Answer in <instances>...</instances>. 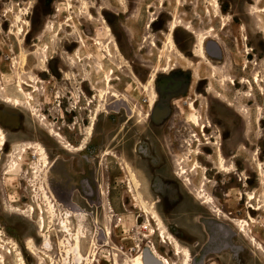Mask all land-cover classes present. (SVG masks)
<instances>
[{
  "label": "rangeland",
  "instance_id": "obj_1",
  "mask_svg": "<svg viewBox=\"0 0 264 264\" xmlns=\"http://www.w3.org/2000/svg\"><path fill=\"white\" fill-rule=\"evenodd\" d=\"M87 1L93 6L92 21L80 0H0V127L6 135L0 151L4 264H20L17 250L25 264H73L74 255L68 256L62 243L68 244L69 239L75 246V241L62 233L64 224L74 234L80 229L85 259L76 252L78 264H132L140 250L153 245L172 264H181L182 258L172 257L173 246L160 243L159 227L149 222L136 194L143 196L148 209L155 208L166 231L183 248L201 245L189 264H219L211 260L210 254L215 253L207 248L221 246L209 242L208 234L215 231L227 237L221 256L230 264H264V253L247 239L239 236L232 241L238 230L215 217L198 191L204 169V187L217 208L235 221H246L248 231L264 248V179L260 176L261 167L264 170V0H217L219 12L212 0H124V5L120 0ZM253 7L262 12L251 16ZM103 20L125 61L114 53L112 58L105 55V46L111 45ZM176 22L190 25L196 34L183 28L174 32L183 54L193 49L195 40L201 44L199 39L210 37L208 60L177 59L166 51L165 36ZM18 27L23 30L19 35ZM97 41L101 42L98 48ZM100 55L104 60H98ZM165 69L180 81L178 92L160 93L167 85ZM108 76L110 94L101 96L108 89ZM255 76L260 85L253 83ZM230 77L250 81L251 86H232ZM149 83L150 91L145 88ZM22 85L32 94L31 107L25 105ZM153 90L159 99L156 108L149 110ZM115 92L122 100L111 96ZM4 96L24 105L6 104ZM224 99L236 104L246 121ZM103 101L108 104L100 112ZM186 103L194 104L197 113L185 109ZM177 106L189 114L188 119L178 115ZM198 114L201 124L208 119L213 125L205 136L191 122ZM183 125L197 130L178 132ZM63 143L74 149L85 144L84 150L68 151ZM37 145L49 156L48 169ZM23 149L26 154L13 172V160ZM220 159L231 168V175L221 173ZM195 164L200 168L190 174L194 184L189 190L179 172L181 167L191 172ZM37 168L46 171V182L40 178L43 172L35 178ZM132 171L142 185L139 188ZM42 186L54 205L52 217ZM250 195L255 197L252 202ZM251 207L261 210L253 212ZM30 208L37 213H30ZM77 213L83 215L82 221ZM152 229L157 231L155 237H150ZM30 241L34 251L28 247ZM235 244L242 248L234 250Z\"/></svg>",
  "mask_w": 264,
  "mask_h": 264
},
{
  "label": "bare ground",
  "instance_id": "obj_2",
  "mask_svg": "<svg viewBox=\"0 0 264 264\" xmlns=\"http://www.w3.org/2000/svg\"><path fill=\"white\" fill-rule=\"evenodd\" d=\"M120 1H122V4L124 5L125 4V2H124V0H120ZM80 2H81V6H82V9L83 10H85L86 12L85 13H87L88 14V17H89V19L92 21V16H91V9H93V6H92V4H90L87 0H80ZM71 7H73V6H71ZM71 9V8H70ZM84 13V14H85ZM87 16V15H86ZM102 23H103V25H104V31H105V34H106V36L108 37V39H109V45H111V47L110 46H105V55L107 54V56H109L110 58H112V57H114V55H113V53L119 58V59H123V56L121 55V53H120V50H119V47H118V45H117V43L114 41V38H113V33H112V30H111V28L109 27V25L105 22V20H103L102 21ZM181 24V23H180ZM179 26H181V25H179V22L177 23H173V24H171V28H170V34L169 35H166L165 36V38H166V42H165V47H166V51H169V53H170V55H173V56H177V55H180V52L177 50V47H176V45H175V42H174V39H173V32H175L176 31V29L179 27ZM186 28H187V30L188 31H191L192 30V28L191 27H189L188 25L186 26ZM53 30V29H52ZM23 30H22V28L21 27H18V32H17V35H19V34H21V32H22ZM192 32V31H191ZM23 33V32H22ZM194 35H196L195 33H194ZM83 40V39H82ZM202 40H203V38H201V39H199V42H201L202 43ZM96 45H97V48H98V46H100L101 45V42L100 41H97V43H96ZM153 46L154 47H157L156 46V44L155 43H153ZM198 55V57H201V55H199V54H197ZM115 56V57H116ZM91 57V56H90ZM99 58L100 59H102V55H100L99 56ZM104 58V57H103ZM168 59H171V56L168 58ZM102 60H104V59H102ZM202 60H204V59H202ZM127 65V64H126ZM164 73H169V70L168 69H165L164 70ZM230 79H231V85L233 86H235L236 85V82H235V80L232 78V77H230ZM154 81H155V79L153 80V81H151V83H154ZM111 82H112V79H111V77L110 76H108V89L106 88V90L105 91H101V96H103V95H108V94H110V92H109V90H110V88H111ZM244 84L245 83H247V82H245V81H242ZM254 83L255 84H259L260 83V79H259V76H255V79H254ZM23 85H26L27 87H31L30 85H28V84H26V83H22ZM23 85L20 87V91L22 92V94H23V96L25 97V100H26V103H25V105L26 106H28V107H31L32 105H31V101L33 100V97H32V94H30V93H27L24 89H23ZM150 86L151 87H153V85H150V83H149V85L148 86H145V88L147 89V90H149L150 91ZM143 87H144V85H143ZM34 91H38L37 90V87H35L34 88ZM147 93V92H146ZM100 96V97H101ZM111 96L113 97V98H115V99H118V100H122V97L119 95V93H117V92H115L114 94H111ZM124 96V95H123ZM5 97V96H4ZM125 97V96H124ZM103 98V97H102ZM109 98V97H108ZM155 98H156V93H155V91L153 90V95H152V98H151V100H150V102L151 103H153L154 102V100H155ZM125 99V98H124ZM127 99V98H126ZM103 100H104V98H103ZM128 100V99H127ZM225 100V99H224ZM124 102V101H123ZM4 103H6V104H10V105H13L15 108H21L24 104L21 102V100H19V99H13V98H10V97H5L4 98ZM107 104H108V102H104L103 101V103L100 105V112H103V110H105L104 108H105V106H107ZM115 104V103H114ZM232 106V105H231ZM34 108V107H33ZM31 110V109H30ZM99 111V110H98ZM97 111V112H98ZM186 113V112H185ZM34 114H35V112H34ZM191 116V115H190ZM97 117H98V115H97ZM96 117V118H97ZM187 117L189 118V114H187ZM94 118H95V116H94ZM93 118V119H94ZM40 120V119H39ZM45 120V119H44ZM98 120V119H97ZM192 120H194L195 121V123H196V126L197 127H201L204 131H205V129H208L209 127L210 128H212L213 127V125L211 124V122H204V124H201V119L200 118H197V117H193L192 118ZM94 121V120H93ZM42 124V123H41ZM92 125V124H91ZM91 130H92V128L90 127V128H88L87 129V133H88V136H89V134H90V132H91ZM94 132V131H93ZM50 134L53 136V137H55V138H57L58 140H61L62 139V136L60 135V134H58V133H56V132H54V131H51L50 132ZM92 134V133H91ZM94 135V134H93ZM192 138H194V137H192ZM88 139V138H87ZM86 142V141H85ZM84 143V142H83ZM64 144V143H63ZM6 145V135H5V133H4V131L1 129V127H0V151H2V149H3V147ZM83 145H85V144H83ZM81 146V147H79L78 149H74L69 143H65L64 144V147H65V149H67L68 151H83L84 150V146ZM216 146L219 148L220 146L218 145V144H216ZM37 149H38V152H39V154H40V156H41V158H42V161H43V165H44V167L45 168H47L48 169V166L50 165V159H49V156H48V154H47V152H46V150H45V148L42 146V145H37ZM4 151V150H3ZM25 154H26V149H23L22 151H20V154H17L16 155V157L14 158V160H13V164H12V168L10 169V170H12L13 172H15L16 170H17V168L20 166V163H22V159H23V157L25 156ZM183 162H185V161H183ZM200 168V166H199V164H195L194 166H193V168H192V170H191V172L190 171H188L186 168H184V167H181L180 168V172H179V176L181 177V178H184L187 182V188H189V190H192V186H193V184H194V182L192 181V179H190V174H193V175H195L194 174V172L197 170V169H199ZM129 169L131 170V168L129 167ZM37 170L38 171H36V173H35V178L36 179H38L39 178V174L41 173V172H43L44 174L43 175H40V178H42L41 180L42 181H47V179H48V175L46 174V171L44 170H42L41 168H37ZM219 170L221 171V173H223V174H226V175H231L232 174V170H231V168L230 167H227L226 165H225V163H224V160L223 159H220V167H219ZM202 171H203V181H202V183H201V186H200V188H199V197L202 199V201H203V205L204 206H206L209 210H211L214 214H215V217H220L221 219H229L226 215H224V212L221 210V209H219V208H217V206H216V204H215V200H214V197L212 196V195H210L206 190H205V187H204V185H205V183H206V181H207V177L205 176V170L204 169H202ZM260 171H261V173H260V176L262 177V179H264V170H263V168L261 167V169H260ZM132 173H133V171H132ZM133 175V177H134V182H135V186L137 187V188H139L140 186H142L141 184H140V181L138 180V178H137V176L136 175H134V173L132 174ZM101 185V184H100ZM102 186V185H101ZM40 192H41V194H42V197H43V200L48 204V213H49V215L52 217L54 214H53V210H54V208H53V202H51V196H50V194H49V191L47 190V188H45V187H41V190H40ZM51 192V191H50ZM99 192V191H98ZM39 193V192H38ZM54 193V192H53ZM75 193V192H74ZM38 196V195H37ZM40 196V195H39ZM38 199V198H37ZM58 199V198H57ZM136 199H137V201H140L141 203H143L144 204V206H145V213L147 214V216H148V219H149V222L151 223V221L153 220L156 224H157V226L159 227V235H158V238H159V240H160V243L162 244V245H171V246H173V249H174V251H175V255H176V257L177 258H182L183 259V262H182V264H189V262H190V260L192 259V255H191V252L187 249V248H183L182 246H181V244H180V242L178 241V240H175V238H173L169 233H168V231H166V227H165V225H164V223H163V221H162V219H161V217L159 216V214L155 211V208L153 207V208H147V204L145 203V201H144V198H143V196L141 195V194H136ZM250 202H252V201H254L255 200V197H253V195H250L249 196V199H248ZM42 201V200H41ZM43 201V202H44ZM57 200H55V202H56ZM60 202V201H59ZM46 204V205H47ZM74 204V203H73ZM53 205V206H52ZM78 206V205H77ZM189 206H192L191 204L189 205ZM42 207V206H41ZM75 207H76V205H75ZM59 208V207H58ZM77 208V207H76ZM80 208V207H79ZM252 208V207H251ZM56 210V209H55ZM261 209L260 208H258V209H253V211L254 212H258V211H260ZM33 211V213L36 211V210H34L33 208H30V210H29V212L31 213ZM40 214L43 216L44 215V213H43V209L42 208H40ZM19 212V211H18ZM55 212V211H54ZM75 212H78V211H75ZM84 212H85V210H84ZM35 213H37V212H35ZM59 213V212H58ZM56 214V213H55ZM75 214V213H74ZM80 214H81V212H80ZM89 214V213H88ZM87 214V215H88ZM72 215V214H71ZM70 215V216H71ZM85 215V214H84ZM49 216V217H50ZM69 216V215H68ZM76 217H77V219H79V221L81 220L82 221V218H84L83 217V215H79V213H77L76 215H75ZM32 217V216H31ZM56 217V216H55ZM54 217V218H55ZM59 217V216H58ZM68 218V217H67ZM87 218H89V217H87ZM52 219V218H51ZM50 219V220H51ZM252 219V222H254L253 221V218H251ZM54 220V219H53ZM87 220V219H86ZM70 221V220H69ZM54 222V221H53ZM62 223V222H61ZM64 223V222H63ZM62 223V224H63ZM97 223V222H96ZM221 224H223V223H221ZM40 225H41V228H43L42 227V225H43V217H41V219H40ZM65 225V224H64ZM63 225V227L61 228L62 229V233H65V234H68V235H71L72 236V238H73V240L75 241V246L74 245H72L71 243H70V241H69V239H68V244H63L62 243V245L64 246L65 245V249H66V251H65V253L68 255V256H72V255H74V261H73V264H78L77 263V261L75 260V254H76V252H77V254L82 258V259H85V257H84V255L82 254V252H81V250H80V246H81V235H80V229L78 230V232L76 233V234H74V233H71V231L68 229V226H64ZM72 224H70V226H71ZM248 223L246 222V221H243V222H240V225H239V230H240V233H239V235L241 236V237H244L245 239H247L253 246H255L257 249H259V250H261L263 253H264V248H263V246L259 243V241L253 236V235H251V233L248 231ZM49 226H50V224H49ZM78 226V225H77ZM80 226V225H79ZM53 229V228H52ZM231 229V228H230ZM87 231V230H86ZM84 232V231H83ZM233 232V231H232ZM48 233V232H47ZM108 233V232H107ZM110 234V233H109ZM156 234H157V231L156 230H154V229H152V231H151V235H150V237H155L156 236ZM233 234H235V232H233ZM108 235V234H107ZM209 236H210V243L212 242V243H214V244H224L226 241H227V237H225V235H223L222 233H220L219 231L217 232V231H215V232H213L212 234H209ZM51 237V236H50ZM68 237V236H67ZM85 237V236H84ZM88 237V236H87ZM149 238V237H148ZM51 239V238H50ZM2 239H0V241H1ZM3 241V240H2ZM86 241V240H85ZM64 242V241H63ZM47 243V237H46V239H45V244ZM52 243V242H51ZM100 243V242H99ZM96 244V243H95ZM104 244V243H103ZM102 244V245H103ZM52 245V244H51ZM68 245V246H67ZM16 245H14V247H15ZM62 246V247H63ZM28 247H29V249L30 250H32V251H34V244H33V242L32 241H30L29 243H28ZM61 247V248H62ZM95 247V246H94ZM150 246H148V247H146V251H149V252H151V258L150 259H148V260H145L144 258H143V256H144V254H143V256H141V255H137V257L135 258V260H133L132 261V264H151V263H154V264H157V260H159V261H161V262H163L164 264H172L169 260H167V259H164L163 257H161L160 255V253H158L157 252V250L155 249H151V248H149ZM227 247V246H226ZM97 248V247H96ZM0 249L2 250V251H6L7 249H6V247L4 246V241L3 242H1L0 243ZM236 249V248H235ZM16 252V254H17V258H18V260H19V262H20V264H25V261H24V258H23V256H22V254L17 250V251H15ZM8 254H12V252L11 251H8L7 252ZM46 254V253H45ZM67 256V257H68ZM80 257H78V258H80ZM89 257V256H88ZM92 257V256H91ZM118 257V256H117ZM116 257V258H117ZM47 258H48V255H47ZM52 258V257H51ZM78 258H77V260H78ZM42 259H44L43 257H42ZM90 259V258H89ZM157 259V260H156ZM88 260V259H87ZM4 256L3 255H0V264H4ZM45 261V260H44ZM43 261V262H44ZM54 261V260H53ZM80 261V260H79ZM82 261V260H81ZM158 261V262H159ZM52 262V261H51ZM161 262L159 263V264H161ZM72 262H70V264H71ZM91 263H92V261H91ZM118 263V262H117ZM90 264V263H89ZM129 264V263H128Z\"/></svg>",
  "mask_w": 264,
  "mask_h": 264
},
{
  "label": "flooded vegetation",
  "instance_id": "obj_3",
  "mask_svg": "<svg viewBox=\"0 0 264 264\" xmlns=\"http://www.w3.org/2000/svg\"><path fill=\"white\" fill-rule=\"evenodd\" d=\"M256 3H258L259 2V0H254ZM212 6H213V8H214V10L216 11V12H219V4H218V1L217 0H212ZM260 12H262V11H259L257 8H255V7H253V8H251L250 10H249V14L251 15V16H254V15H258ZM106 22V21H105ZM107 23V22H106ZM12 28H13V26H11ZM10 27V28H11ZM189 27H191L190 25H189ZM178 28H183V30H185L186 32H188V33H190V34H192V35H194V33L193 32H191V31H188L187 30V28H186V25H181V26H179ZM177 28V29H178ZM176 29V30H177ZM168 32L169 33H167L166 35H169L170 34V29H168ZM113 33V32H112ZM10 34H12V35H15V30H10ZM172 34H174V32L172 33ZM113 38H114V41L117 43V40H116V38H115V36H114V34H113ZM195 38V37H194ZM210 37H206L205 38V41H203L201 44H197L196 43V40H195V45H194V47H193V49L191 48L190 50H188L187 51V53L186 54H183V52L180 50V48L177 46V44H176V41H175V38H174V36H173V39H174V42H175V45H176V47H177V50L180 52V55H177L175 58H180V59H184V60H187V61H189L188 59H204V60H208V56H207V51H206V40L207 39H209ZM82 42V41H81ZM118 45V44H117ZM179 45V44H178ZM214 45H216V44H214ZM164 47V46H163ZM188 53H190V55H187ZM197 54H199V55H201V57H198V55ZM122 55V54H121ZM98 58V60H100V58L99 57H97ZM124 59V58H123ZM169 60H173V58H171V59H169ZM124 61H125V59H124ZM174 70V69H173ZM166 74V73H165ZM150 77V76H149ZM166 78L165 79H163V82H165V83H167V85L164 87V88H161L160 89V93H164V94H169V93H175V92H178L181 88H180V81L178 80V79H176L175 78V76L174 75H171V73H167V75L165 76ZM235 80V82H236V84L237 83H239V84H241V85H247V86H251V82L250 81H246L245 79H241V80H236V79H234ZM242 81H245V82H247V83H243ZM230 83H231V80H230ZM253 83H254V78H253ZM255 84V83H254ZM142 86H143V84H141ZM255 85H260V84H255ZM200 86V85H199ZM234 86V85H233ZM200 87H198V89H199ZM157 89H159V88H157ZM202 91L203 92H205L206 93V91H207V88H206V85L202 88ZM158 99H159V97H158V95H157V93H156V98H155V100H154V102L153 103H149L148 102V99H147V103H149L148 104V109L149 110H152L153 108L155 109L156 108V106H157V103H158ZM226 105H227V107H231V108H233L234 110H236V112L237 113H239L240 114V116L243 118V120H245L246 121V119L244 118V115H242V113H240V109H239V107L235 104H233V103H231L229 100H227V99H225L224 101H223ZM188 106H187V108H185V109H188V110H190L191 112H196L197 113V111L198 110H196V106L194 105V104H188V103H186ZM232 105V106H231ZM198 109H200V107H198ZM177 112H178V115L180 116H183V118L185 117V118H187L188 119V117L186 116V113H185V111H184V109H183V107H179V106H177ZM201 112V111H200ZM197 118H200L201 119V121H202V117H201V115L200 114H198V117ZM184 121V120H183ZM191 122H193V127L194 128H197V129H193V128H191L189 125L186 127L185 125H183V128L182 127H179L178 128V132H186L187 131V133L189 132H195L196 130L197 131H199V134H203V136H205V133L208 131V130H210V129H212V128H208V129H205V131L201 128V127H197L196 126V123H195V121L194 120H192ZM206 122H211V121H209L208 119L206 120ZM183 123H185L186 124V122L184 121ZM202 124H204V123H202ZM211 124H212V122H211ZM192 137H194V136H192ZM191 137V138H192ZM180 139L179 140H177V142H179V143H177V145H176V147L178 148V149H180V148H182V145L180 144ZM240 182H242L243 180L241 179V180H239ZM253 209L254 208H252V211H253ZM254 212V211H253ZM224 215H226L225 213H224ZM229 219H224L225 221H227V222H229V223H231V224H233L234 226H235V228L238 230L237 231V233H235L234 234V237L232 238V241H235V242H237V240H238V238H239V233H240V230H239V225H240V221L239 220H237V221H235V220H233V219H231L230 217H229V215H226ZM241 222H243V221H241ZM209 235V234H208ZM209 239H210V236H209ZM210 241V240H209ZM212 243V242H211ZM199 247H201V245H197V246H194L193 247V249L192 250H189L190 252H191V255H192V259L194 258V253L196 252V251H198L199 249ZM149 248H151V249H156L157 250V252L158 253H160L161 255V257H163L164 259H167V260H169L170 261V259L165 255V254H162V252L159 250V249H157L154 245L153 246H150ZM208 249H210L211 251V253H215V254H210V258H211V260H218V263L219 264H230V262H228V261H226V259L225 258H223L222 256H221V253H222V251H224L223 249L225 248V247H223V245H221L220 247H214V248H212V247H207ZM236 248V249H235ZM242 247H238L237 246V244H235V247H233V249L234 250H239V249H241ZM172 257H173V259H174V261L175 260H181V258H177L176 257V255H175V251H174V249L172 248ZM193 253V254H192ZM143 254H144V256H143ZM137 255H141V256H143V258L145 259V260H148V259H150L151 258V252H149V251H146V249L145 250H140L139 252H138V254ZM137 257V256H136ZM157 260V259H156ZM159 260H157V264H159L161 261H159ZM171 262V261H170ZM128 264V263H127ZM161 264H164L163 262H161ZM182 264V263H181Z\"/></svg>",
  "mask_w": 264,
  "mask_h": 264
}]
</instances>
